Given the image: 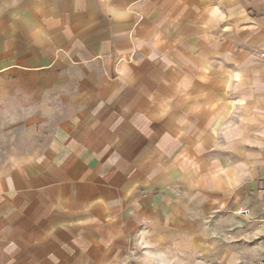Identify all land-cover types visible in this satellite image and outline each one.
<instances>
[{"label": "crops", "instance_id": "crops-1", "mask_svg": "<svg viewBox=\"0 0 264 264\" xmlns=\"http://www.w3.org/2000/svg\"><path fill=\"white\" fill-rule=\"evenodd\" d=\"M10 79L43 147L0 172V264L262 252L264 0H0Z\"/></svg>", "mask_w": 264, "mask_h": 264}, {"label": "rangeland", "instance_id": "rangeland-1", "mask_svg": "<svg viewBox=\"0 0 264 264\" xmlns=\"http://www.w3.org/2000/svg\"><path fill=\"white\" fill-rule=\"evenodd\" d=\"M28 95L13 88V81H0V172L20 166L35 157L43 147L42 128L29 127V116H35ZM262 243V242H261ZM260 246V244H258ZM262 252L240 260L238 264H262ZM224 248L208 255L169 247L167 249H135L121 264H224Z\"/></svg>", "mask_w": 264, "mask_h": 264}, {"label": "built area", "instance_id": "built-area-1", "mask_svg": "<svg viewBox=\"0 0 264 264\" xmlns=\"http://www.w3.org/2000/svg\"><path fill=\"white\" fill-rule=\"evenodd\" d=\"M237 213L239 215H248L249 211L247 209H240ZM262 264H264V257H263V260H262Z\"/></svg>", "mask_w": 264, "mask_h": 264}]
</instances>
